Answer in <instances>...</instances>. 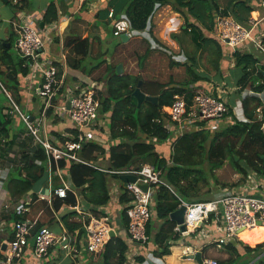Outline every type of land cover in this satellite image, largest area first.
<instances>
[{
  "label": "trees",
  "instance_id": "obj_1",
  "mask_svg": "<svg viewBox=\"0 0 264 264\" xmlns=\"http://www.w3.org/2000/svg\"><path fill=\"white\" fill-rule=\"evenodd\" d=\"M258 1L111 0L108 6L114 9L117 17H125L134 30L142 32L147 30L150 35H152V21L157 7L170 6L173 12L185 18L181 32L189 37L197 50L203 49L206 43L215 44V59L212 64L218 74L214 80H221L220 60L226 53L230 55L231 51L228 52L229 49L218 39L215 38L218 42L216 43L207 38L205 33L215 31L217 17L227 18L230 16L238 23L250 26L251 13ZM56 20L57 9L54 2L51 1L43 14L42 21L44 24H51ZM179 38V36L174 35L175 40H179ZM54 41L59 43V37L55 35ZM6 44L10 45L8 49ZM62 46L63 50L68 48L69 52L76 57L72 60L67 58L66 67L74 70L80 69V63L89 55L90 42L88 38H75L69 41L63 39ZM145 57L146 54L140 58V64ZM230 57L235 61L233 75L235 76L234 84L238 88L237 94L244 93L247 88L254 92V94H245L240 97L246 122H236L231 119L233 114L230 111L226 117L228 121L223 123L220 131L210 132L208 129L206 131V128H201L199 131L187 132L177 137L172 143L168 157L158 154L155 150V144H163L172 138V133L167 132L164 128L168 118L162 112L163 107L171 104L175 93L188 92L187 101L190 104L193 92L198 89L205 90L202 83H208L211 80L205 73H194L196 70L193 72L196 58L190 57L192 64L186 67L192 78L177 86L171 85L170 82L161 84L146 81L139 75H118L116 66L109 68L104 80L99 81L103 84V90L100 89L96 92V99L100 104L98 113L99 117L108 121L107 129L111 141L108 144V170L119 171L149 164L161 172L162 179L173 189L174 193L163 185L155 187L156 192L151 206L152 219L154 216L155 219L162 222L151 238L160 248L158 253L160 256L170 254L169 241L177 236L175 233L176 224L169 219V215L178 209L180 199L186 202L209 200L201 194L202 187L204 184L208 185L210 179H215L214 171L221 168L227 160L232 163L235 171L241 175L242 179L246 180L248 172L251 171L264 183V107H262V118L260 119L256 109L263 103L255 95L264 91V55L255 56L253 50L250 49L249 51L235 52ZM1 65L5 69L4 71L0 70V80L5 89L12 93V98L17 103L19 95L18 77L26 76L28 69L22 66L23 59L12 53L11 38L0 42ZM55 65L58 69V78H60L63 73V65L60 61H56ZM99 67L100 64L93 66L90 72ZM66 77L59 91L61 96L65 94L67 89ZM139 81H141L140 89L144 94L158 97L156 105L144 101L139 108L137 107L133 92ZM85 85L90 86L91 84L87 81ZM3 97L7 100L5 95ZM1 102L3 100H0ZM4 108L0 105V160L4 166L11 165L12 167L4 188L12 202L17 203L25 197L36 198L35 194L31 196L27 194L44 172L48 170V166L46 156L40 146L22 152L18 165L4 161L7 152L11 150L17 138L9 141V126L12 120L9 116L1 115ZM53 112V109H49L46 115L51 117ZM56 123L57 118L53 120V124ZM201 124L202 127H205L204 123ZM142 137L146 139H142ZM105 154L106 151L103 147L95 142H87L80 151V157L87 164L58 162L57 167L59 169L67 170L72 189L66 192L64 198L52 197L51 206L55 212H58L63 206L75 207L77 205L78 200L74 193L77 189H82L81 194L84 196V200L90 204V208L87 209L84 206V209L94 215L97 212V207L107 202L106 178L108 174L98 170L95 166L98 159ZM35 161H40V164H36ZM138 165L140 166L137 167ZM206 167L208 170L205 169ZM51 171L52 173L56 172L54 164H52ZM112 177L118 178L117 175ZM258 197H263V195ZM122 201H130L127 194L124 195ZM12 215L14 220L19 218L14 213ZM76 215L77 213L64 215L61 221L68 232L73 233L75 230H79L78 235L81 237L83 235L81 224L71 221ZM152 219L146 224V232L149 235L154 229ZM127 249V244L121 238L114 237L108 240L104 251L96 254L95 257L100 258L98 264H123ZM226 250L230 257L218 261V264H264V255H262L264 242L253 248L239 241L231 242L226 246ZM113 259L116 260L115 263H111Z\"/></svg>",
  "mask_w": 264,
  "mask_h": 264
},
{
  "label": "built area",
  "instance_id": "obj_2",
  "mask_svg": "<svg viewBox=\"0 0 264 264\" xmlns=\"http://www.w3.org/2000/svg\"><path fill=\"white\" fill-rule=\"evenodd\" d=\"M8 1L15 5L18 4V0ZM78 1L82 4L87 0ZM98 1L107 4L106 19L114 37L125 35L130 40L146 34L150 35L147 30L144 32L134 30L125 17H117L114 9L108 6L111 0ZM261 2L264 7V0H261ZM159 8L157 7V10ZM42 15V13L19 14L17 19L11 23L16 35L13 46L15 52L24 60L29 69L39 72L41 83L38 88V95L42 101V112L39 116L32 118L29 115L21 114L14 103L12 105L14 111L19 114L24 123L28 135L35 144L43 149L50 174L49 180H51L52 164L55 165L56 171L58 169L56 164L59 161L87 164L79 156V152L85 143L95 138L94 129L100 124L98 113L100 104L96 99V87H91V85L76 87L75 90L69 92L66 98L67 101L64 104L59 103V91L65 79V56L62 52V41L58 34L60 24L57 21L46 28H40ZM249 25L244 26L230 16L227 18L217 17L215 21L217 39L231 51V54L252 49L264 55V34L262 32L258 33L260 31L256 29V26H258L256 21L249 20ZM51 32H55L56 36L59 37L60 60L63 65V73L60 78H58L57 66L52 59L48 58L47 48L51 44L49 38ZM173 57L178 59V56ZM0 87L7 94L1 82ZM187 93H175L171 104L162 109L163 114L168 118L164 128L167 132L172 133V138L176 139L196 128L216 130L224 122L227 123L226 117L230 112V105H228L226 96L215 91L197 90L193 92L189 104ZM249 93L254 94L251 90ZM255 95L263 103L262 106L256 109L257 116L261 118L262 107H264V98L261 97L263 93H256ZM67 102L69 108L66 106ZM49 109H53V113L60 119L63 118L62 115L68 116L76 132L72 141H65L59 145L53 143L47 129L46 112ZM241 121L246 122L245 117ZM201 123H204L205 127H202ZM35 163L39 165L40 161H35ZM11 168V165L0 168V188L5 185ZM115 173L118 175L130 174L136 177V182H129L125 185L126 194L130 198L125 209V215L128 219L127 230L130 240L133 243L145 245L151 239L146 232V224L152 218L153 191L155 187L160 185L172 189L162 179L161 172L147 164L138 169L116 171ZM247 180L254 184V187H250L251 189H257L252 173L248 174ZM139 185H146L147 190L143 191ZM67 190V187L57 188L52 193L56 197L64 198ZM29 205L30 200L25 197L13 208L12 213L19 217L14 220L12 225L13 237L10 241L5 242L4 250H2L3 244H0V251L3 254L5 264H12L14 261L19 262L24 259L30 240L32 241L31 255L33 254L35 264H42L52 246L58 243L48 227L40 226L34 230L35 223L22 218L23 214L28 212ZM181 205L185 206L184 226L186 230L194 228L200 223H207L210 217L214 218V222L218 220L221 222V228H219L221 234L215 239L218 246L237 241L244 231L264 226V196L256 197L250 194L246 188L239 191L225 189L218 197L206 201L184 202L180 199ZM83 221H85L86 251L90 254L102 252L110 238V218L106 215H90L88 218L83 217ZM5 226V221L0 218V237L5 233ZM175 229L179 232L180 226H176ZM207 264H218V262L210 260Z\"/></svg>",
  "mask_w": 264,
  "mask_h": 264
},
{
  "label": "crops",
  "instance_id": "obj_3",
  "mask_svg": "<svg viewBox=\"0 0 264 264\" xmlns=\"http://www.w3.org/2000/svg\"><path fill=\"white\" fill-rule=\"evenodd\" d=\"M49 3L45 2L40 8L31 7V9H29L28 7L25 8L26 3L24 2V0L23 2L21 0H18L17 8L19 9L14 14V17L10 19V27H11L12 21L16 20L19 14L20 15L21 14L30 15L33 13L44 14ZM54 4L57 9V20L55 22L58 21L60 24V30L58 34L60 35L61 41L63 39L69 41L70 39H75V38H88L90 42L89 55L88 57H85L83 61L86 60L87 63H89V60L97 61L95 62V64H93V66H95V65L102 63L104 60L105 62L103 64H100L101 65L100 67H102V69H105L107 73L109 68L114 67L112 65V61L114 60L116 61V59H124L126 58V55H127L126 52H131L130 48L128 47L129 39L122 40L121 37H117V38H120L121 42L117 44H114L112 42L110 38V37H114L112 35V29L110 28L107 22V19L104 17L103 14H101L99 10L100 7L105 8V6H107L106 3L99 2L98 0H87L84 3L80 4L78 0H55ZM167 8H170V6H160L159 9L164 10ZM170 10H171L170 11L171 13L166 12V16H169L172 18V15H179L173 12L172 9ZM162 14L163 13H161L159 17H161ZM179 18L181 17L179 16ZM176 20L178 21L179 19H176ZM250 20L256 21L258 25L256 26V29L257 31H260L258 33L262 32L264 34V7L262 5L261 0H259L255 4L254 11L251 13ZM40 23H43V21H41ZM49 25L50 24H44L43 27L46 28ZM180 27H182V25ZM10 29H11V32L5 37V39L4 38L0 39V42L11 38L12 53H15L17 55L13 47L16 35L13 31V28L11 27ZM154 32L155 31H153V33ZM212 33L207 32V35L205 36L209 38L211 37L210 34ZM55 35H56L55 32H51L49 34L51 44L47 48L48 58L52 59L54 63H56V61H60V63L62 64L60 60L61 51H58L57 49L59 47V44L54 41ZM150 36L152 39L156 40L154 34ZM170 41L173 42L172 40ZM136 43L137 44L139 43L140 45L146 44L145 40L134 42V44ZM176 43L178 44V42ZM112 45H114V47H112V50L110 49L111 52L105 53L106 48L107 47L109 48V46H112ZM91 51L97 52L96 54H94V57L96 58H91L92 57V55H90ZM227 51L229 52V50ZM62 52H63V55L65 56V62L67 58L71 60L76 58L74 54L69 52L68 48L67 49L65 48ZM103 52L105 54L102 56L101 59H98V57L101 56ZM253 52L255 53V56H258V57L262 56L261 53L256 52L255 50H253ZM230 56L231 54L229 55L226 53V55H224V58L220 60V66H219L220 74H221V71H224L223 69L225 66H228V68L230 69L233 67L234 69L235 61ZM118 65H121L122 72L127 71V68L124 66V63H118L115 66L117 67ZM22 66L28 69V74L24 77H18L19 78L18 79L19 95H18L17 103L12 98V93L5 89L2 81L0 80L2 87L7 92V94H5L2 88L0 87V96L2 97V100H3V102H1L0 105L5 107L1 115L9 116L12 120L11 125L9 126V129H10L9 130V141L17 137L14 141L13 147L11 148V150L7 152V156L5 158L6 160L4 161L16 163L17 165L19 164L18 162H19V158L22 152L30 151L32 148H35L39 145L35 144L32 138L28 135L27 130L24 126V123L22 122L19 114L16 111H14L12 103H14L18 107V110L21 114L29 115L32 118L35 116L36 117L39 116V114L42 112L41 111L42 101L37 93L38 88L41 83L39 72H37L36 70L29 69L28 66L25 65L24 60H23ZM100 67L96 70V72L100 70ZM4 69H5L4 66L1 65L0 70L4 71ZM233 69H232V74H233ZM79 71L80 73H78V76H77L75 73ZM81 73L87 74L89 78L86 79L82 76H79ZM125 74L132 75L129 72H126ZM93 75H94L93 72L86 71L84 68L74 70V69L67 68L65 65V76H67L66 77L67 82L65 81V85L67 89L63 96L59 95V98H58L59 103L64 104L67 101L66 98L69 95L68 92H70L71 90L73 89L75 90L76 87H85L86 86L85 83L87 81L89 82L90 80H92ZM234 77L235 76L233 75L232 76L233 80L235 79ZM99 81L100 80H95V81L93 80L90 83L94 85L95 84L97 85V83L102 84V82H99ZM234 81L228 82L226 80V82L225 81L221 82L220 84L221 88L217 86L214 87L213 85L212 86L207 85L204 88L207 91L205 90L204 91L205 92L215 91L216 93H221L223 96H226V98L228 99V104L232 106L234 105V102L238 96L241 97V96H244L245 94H248V95L250 94L249 93L250 88H247L248 90L245 89L246 93L242 92L241 94L240 93L237 94L238 88L234 84L235 83ZM260 93H263L261 97L264 98V91ZM3 95L7 97V100L4 99ZM21 108H23L24 111H22ZM229 108H230L231 113L233 114L235 111L231 107ZM52 115L53 116L51 117L47 116V129H48L49 135L53 139V143L56 145H59L65 141H72L76 135V132L68 116L62 115L63 118L60 119L59 117L55 116V113H52ZM56 118H57V123L53 124V120ZM261 118H262V115H261ZM99 122H100L99 126L95 127L94 129L95 138L94 140H91L89 142L97 143L99 146L103 147L106 151V154L103 157H100L98 159V161L95 163V166L98 170L108 174V177L106 178V188L108 189V200L105 204L97 207V212H95L96 213L95 215L96 216L97 215L98 216H104V215L108 216L110 218V223H109L110 232L113 231L114 237L121 238L127 244L128 249L125 253V262L123 264H198L196 261L188 257L189 255L196 254L197 252L201 254L203 264H207V262L210 260H216L218 262V261L228 259L230 255H229V252L226 250L227 245L218 246L215 243V239L221 234V232H219V228H221V222L219 220L214 222L213 217H210L207 223H200L196 225L194 228H189L185 231H181L180 229V231L177 232L175 229V233H177V236L174 239L169 241L170 254L168 255H163V256L158 255V253L160 252V248L158 247L157 244H155L152 241V239H150L149 243L145 245H139V244L133 243L130 240L128 230H127L128 219L126 218V215H125V209H126L128 202L122 201V199L124 198V195L126 194V190H125L126 183L120 180V176L122 175L116 174L115 173L116 171L108 170L109 168L108 167L109 166V162H108L109 146L108 144L111 143V141L109 140V132L107 129L108 121L104 119L103 117H99ZM142 139H146V138L142 137ZM174 140L175 138H171L170 141L165 142L163 144H155L156 152L164 157H168L171 152V147H172V143ZM79 156H80V152H79ZM0 163H1L0 164V168H1L4 166L2 164V160H0ZM139 166L140 165H138L137 167ZM131 169H138V168L134 167ZM124 170H130V169H122L119 171H124ZM47 172L49 171L47 170ZM249 173H252V172L249 171L248 174ZM113 175H117L118 178H113L112 177ZM55 176L59 178L60 185H57V186L54 185L53 178ZM253 177H254V183H256L257 188L259 189L249 190V193L256 197H258L259 195L264 196V189H261V187H264L263 181L258 179L256 175L254 174H253ZM70 185L72 186L70 176L67 173V170L58 168L55 173L51 174V180H48L43 184V188H49L50 196L37 193L35 194L36 198L34 199L26 197V199L30 200V205H29L28 212L24 213L22 218L35 223V229H37L38 226L40 225L48 227L49 230L53 233V235L56 237L58 241V243L54 244L52 248L49 250L48 256L44 259L42 264H98L100 261V258L95 257L96 254H90L85 249L86 232L84 229L85 221H83V217L88 218L90 215H94V214L84 209V206L87 209L90 208V204L88 201L84 200L85 198L81 194L82 189H77L74 191L77 197V200H78V203L75 207L63 206L58 212H55L52 209L51 202H52V197H54L52 193L53 190L57 188H64V187H67L68 190H70L72 189ZM241 187L238 188L237 190L241 189ZM170 191L173 192V189ZM155 192H156V188L153 191L152 202L154 200ZM127 197L129 196L127 195ZM17 203L12 202L4 186L0 188V218L4 220L6 223L5 233L0 237V244H3V246L5 245V242L10 241L13 237L12 225L14 222V218H13L14 216L12 215V212H13L14 206ZM73 208L75 209V212L73 213H77V215L74 216L71 219V221H75L76 223L81 224V227L83 230V235H81V237H79L78 235L79 230H75V232L70 233L66 230L63 222L61 221V218L64 215L70 214V213H64V215L62 216L63 211L65 209H73ZM152 220L154 221V225H153L154 229L151 231V234H150L151 238L157 232L160 224L162 223L160 220L155 219L154 216ZM258 230H261L263 233L262 232L258 233L257 232ZM246 233L247 234L252 233L253 238L256 243H254L253 245L247 244L244 241V239H242V236ZM242 236L240 234V238L237 241H233V242L239 241L243 243L244 245H247L253 248L257 244L264 242V226L257 227L250 231L242 232ZM2 250H4L3 247H2ZM31 253H32V241L30 240L29 247L24 256V259H22L19 262L14 261L12 264H35V259L33 257V254L31 255ZM241 253H244V252H241ZM115 262L116 260L113 259L111 263H115ZM0 264H5L3 262V254L1 251H0Z\"/></svg>",
  "mask_w": 264,
  "mask_h": 264
},
{
  "label": "rangeland",
  "instance_id": "obj_4",
  "mask_svg": "<svg viewBox=\"0 0 264 264\" xmlns=\"http://www.w3.org/2000/svg\"><path fill=\"white\" fill-rule=\"evenodd\" d=\"M21 1L23 2V0ZM51 1L54 2L55 0H24V2L26 3L25 8L28 7L29 9H31V7L40 8L45 2L49 3ZM17 7L18 6L13 4L12 2L5 3L2 0H0V39L3 38L5 39V37L11 32L10 19H12L14 17V14L18 11L19 8ZM170 9L171 7L164 10L159 9L154 14L152 21L154 28L152 29L151 33L154 34L156 38L155 41L148 34L130 39L128 47L130 48V51L132 53L126 52L127 54L126 58L116 59V61L115 60L112 61V65L115 66L118 63H124V66L127 68V71L125 72L123 71L122 72L123 74L129 72L134 76L139 75L143 80L146 81L157 82L161 84H168L170 82L171 85L177 86L186 81H189L192 78V75L187 72L186 67H189L190 64H192L190 61V57H195L196 64L193 67L194 68L193 72L196 70L194 73H198V74L205 73L211 79L208 83L205 82L202 83L204 86L213 85L214 87L217 86L221 88L220 86L221 82L224 81L226 82V80L228 82L229 81L233 82L235 80L232 79L233 67L230 69L228 68V66H225L223 69L224 71H221L222 79L214 80V78L218 74V72L215 70L212 64L213 60L215 59V53H214L215 44L206 43L203 49L197 50L195 46L191 43L189 37L181 32L182 28L180 26L183 25L182 23L185 22V18L180 15H172V18L166 16V12H170L171 11ZM99 10L101 14H103L104 17L106 18V6L105 8L100 7ZM161 13L163 14L161 17H159ZM179 16L181 18H179ZM176 19L179 20L177 21ZM153 31L155 32L153 33ZM174 35L179 36L180 37L179 40H175ZM205 35H207V33H205ZM210 36L211 37L208 36L210 39L218 43L215 40V38L217 39L216 31L210 34ZM110 38L114 44L121 42L120 38L117 37H110ZM143 40H145L146 42L145 45H140L139 43L134 44V42L143 41ZM170 40H172L173 42H171ZM176 42H178V44ZM112 47H114V45L109 46V48L107 47L105 53L106 52L110 53ZM57 49L58 51H60V47H58ZM96 53L97 52L91 51L90 54L92 55L91 58H96L94 57V54ZM105 53L103 52L102 55L98 57V59H101ZM145 54L146 57L140 64L139 62L140 57H142ZM173 56H178V59H175ZM223 58L224 56L221 58V60ZM95 62L97 61L89 60V63H87L86 60L84 61L82 60V62L80 63V69L84 68L86 71H90L91 67H93V64H95ZM104 62L105 61L103 60V62L100 64H103ZM96 70L92 71L94 75L92 77V80H90L89 82H92L93 80L94 81L104 80L106 76V70L102 69V67H100V70L98 72H96ZM78 73H80V71L75 74L78 76ZM79 76H82L86 79L89 78V76L85 73H81ZM90 84L91 87L92 86L98 87L95 88L96 92L99 91L100 89L103 90L102 84L99 83H97V85L96 84L94 85L92 83ZM0 100H2L1 96H0ZM230 107L235 111L231 119H234L236 122L243 120L244 114H243L240 96L236 98L234 105ZM21 110L24 111L23 108H21ZM222 127L223 125H221L216 130H213L212 128L210 129L206 128V131L208 130L210 132L220 131ZM199 130H200L199 128H196L193 129L192 131H199ZM205 169L208 170V167H206ZM214 175H215V179H210L209 184L208 185L204 184L201 190V194L209 199L218 197L225 188L227 190H235V191H239L241 189L243 190L246 188L249 191L252 190L250 187L252 186L254 187L253 183L249 182L248 180L242 179L241 175L235 171L232 163L229 160H227L221 168L215 170ZM59 181L60 180L58 177L55 176L53 178V183L55 186L60 185ZM240 187L241 189L237 190ZM261 189H264V187H261Z\"/></svg>",
  "mask_w": 264,
  "mask_h": 264
},
{
  "label": "water",
  "instance_id": "obj_5",
  "mask_svg": "<svg viewBox=\"0 0 264 264\" xmlns=\"http://www.w3.org/2000/svg\"><path fill=\"white\" fill-rule=\"evenodd\" d=\"M2 1L5 3L8 2L7 0H2ZM43 25H44V23H40L41 28L43 27ZM121 39L122 40H128V38L125 35L121 36ZM6 48L7 49L9 48V44H6ZM116 72L118 75L122 74L121 65H118L116 67ZM140 85H141V81H139L137 83V86L133 92V97L137 101V107L139 108L144 101H148V102L156 105L157 101H158V97L147 96L146 94H144L141 91ZM37 93H39V90L37 91ZM66 106H67V108H69L68 102H67ZM48 180H49V172L46 171V172H44L43 176L33 185L32 189L28 192V196H31L32 194H37V193H40V194L46 195V196H50L49 188H43V184ZM120 180H122L125 183H129V182L134 183V182H136V177L134 175H130V174L122 175V176H120ZM139 186L143 191L147 190L146 185H139ZM70 187L72 188L71 185H70ZM73 212H75L74 208L73 209H65L62 213V216L64 215V213H73ZM184 212H185V206L181 205L180 207H178V209H176L174 212H172L169 215V219L171 221H174L177 226H180L181 231L186 230V228L184 226ZM109 236H110V238L114 237L113 231L110 232ZM3 249H5V245L3 246ZM188 257L190 259L196 261L198 264H203L201 254L199 252H197L194 255H189Z\"/></svg>",
  "mask_w": 264,
  "mask_h": 264
},
{
  "label": "bare ground",
  "instance_id": "obj_6",
  "mask_svg": "<svg viewBox=\"0 0 264 264\" xmlns=\"http://www.w3.org/2000/svg\"><path fill=\"white\" fill-rule=\"evenodd\" d=\"M245 232V231H244ZM258 233H261L262 231L261 230H258L257 231ZM263 233V232H262ZM241 236H242V233H241ZM242 239H244V241L247 243V244H250V245H253L255 242L254 238H253V234L252 233H249V234H244L242 236ZM257 239V238H256Z\"/></svg>",
  "mask_w": 264,
  "mask_h": 264
},
{
  "label": "clouds",
  "instance_id": "obj_7",
  "mask_svg": "<svg viewBox=\"0 0 264 264\" xmlns=\"http://www.w3.org/2000/svg\"><path fill=\"white\" fill-rule=\"evenodd\" d=\"M106 16H107V14H106Z\"/></svg>",
  "mask_w": 264,
  "mask_h": 264
}]
</instances>
